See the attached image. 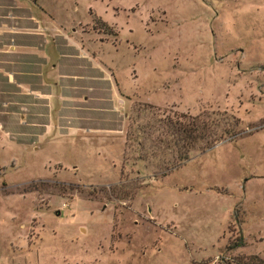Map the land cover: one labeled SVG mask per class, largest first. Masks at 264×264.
<instances>
[{"label":"rangeland","instance_id":"obj_1","mask_svg":"<svg viewBox=\"0 0 264 264\" xmlns=\"http://www.w3.org/2000/svg\"><path fill=\"white\" fill-rule=\"evenodd\" d=\"M0 264H264V0H0Z\"/></svg>","mask_w":264,"mask_h":264},{"label":"trees","instance_id":"obj_2","mask_svg":"<svg viewBox=\"0 0 264 264\" xmlns=\"http://www.w3.org/2000/svg\"><path fill=\"white\" fill-rule=\"evenodd\" d=\"M197 119V118H196ZM195 118H192L191 122L184 123L180 118L171 119L165 118L163 120V139L165 144L173 145L178 148L177 160L178 163H183L188 159L187 150L191 149L196 142L206 141L207 132H209L208 125L204 122L200 124ZM216 140V139H214Z\"/></svg>","mask_w":264,"mask_h":264},{"label":"crops","instance_id":"obj_3","mask_svg":"<svg viewBox=\"0 0 264 264\" xmlns=\"http://www.w3.org/2000/svg\"><path fill=\"white\" fill-rule=\"evenodd\" d=\"M11 18H14L13 15L11 16ZM29 48H30L31 52H36L37 51L36 50V47H29ZM24 50H26V49H24ZM33 54H31V55H33ZM35 55H36V53H35ZM41 55H42L41 53H38V56H40V57L43 58L44 55L43 56H41ZM27 67L32 68L31 63H28V66ZM20 75H22V76H28L29 78L31 76H34V75H37L38 76V74L36 72L32 73L30 71H28V72H21ZM65 76H67V75H65ZM72 79L75 80L76 78H72ZM8 82H11V81L9 80ZM41 82H42L43 85H46V84H44L45 81L43 79L41 80ZM15 84L17 85V87L19 88V90H28V91H34V90L37 91L38 90V88L36 86L37 82H32L31 79H29V81H15Z\"/></svg>","mask_w":264,"mask_h":264}]
</instances>
